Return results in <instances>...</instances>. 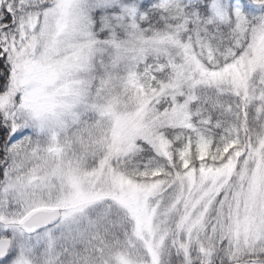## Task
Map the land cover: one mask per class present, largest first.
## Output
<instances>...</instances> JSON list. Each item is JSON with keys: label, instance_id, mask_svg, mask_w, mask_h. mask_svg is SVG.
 Segmentation results:
<instances>
[{"label": "snow or ice", "instance_id": "1", "mask_svg": "<svg viewBox=\"0 0 264 264\" xmlns=\"http://www.w3.org/2000/svg\"><path fill=\"white\" fill-rule=\"evenodd\" d=\"M0 264H264V0H0Z\"/></svg>", "mask_w": 264, "mask_h": 264}]
</instances>
